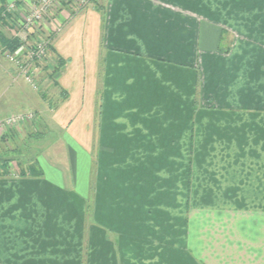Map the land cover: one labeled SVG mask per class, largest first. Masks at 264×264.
Listing matches in <instances>:
<instances>
[{
	"label": "crops",
	"instance_id": "obj_1",
	"mask_svg": "<svg viewBox=\"0 0 264 264\" xmlns=\"http://www.w3.org/2000/svg\"><path fill=\"white\" fill-rule=\"evenodd\" d=\"M58 20L53 121L94 188L72 192L65 143L55 180L2 167L0 264H264V0H101Z\"/></svg>",
	"mask_w": 264,
	"mask_h": 264
},
{
	"label": "rangeland",
	"instance_id": "obj_2",
	"mask_svg": "<svg viewBox=\"0 0 264 264\" xmlns=\"http://www.w3.org/2000/svg\"><path fill=\"white\" fill-rule=\"evenodd\" d=\"M32 1L33 0H18L17 2L14 1L7 4L0 3V6L2 7L6 5H15V7L8 11L14 19V22H12L14 28L22 27V23H24L26 15L29 13L30 9H32ZM245 1L247 2L249 0ZM63 10L64 9H62V11ZM54 12H56L54 17H51L54 22L48 21L47 18L46 22L40 21L36 26V30L34 31L35 33L29 35V37L25 34V32L28 31L25 28L24 35L16 38L19 45L14 51L11 52L10 49L3 46L0 40V115L6 116L4 118H0V120L7 119L9 117L21 116L23 113H32L34 115L33 117L30 116L31 114H28L29 116H27V118L24 116L25 119L10 128H0V169L3 167L2 163L7 162V160L4 159L8 158L10 162H8L5 166L7 167V171H9V174L12 177H20L22 175H20L19 170H17L18 165L24 166L25 163L35 164L36 167L40 169L38 165L40 164L44 169L47 178L55 180L52 172L54 169L57 171L58 167L54 165L56 163L53 160H56L57 156H64L66 150L65 144H68L74 147L78 153L77 185L72 188V192L84 198H89L90 186L92 185V188H94L95 183V164L92 168V156L88 154L87 150L84 149L81 144L80 146L77 142L73 141V138H69L71 136L67 132L58 130L53 121V118L56 116V111L59 109V103H61L64 98L62 96L63 90L60 87V81H58L57 75H53V71L58 65L59 60L58 58L55 59L54 55L49 51L47 57H45V61L39 63V61H35L36 59H34V57H29L31 53H29L26 45L27 42L34 44L38 35H40L43 31L49 32L50 23L56 24V28H60L61 30L62 21L58 20V16L61 13L58 14L57 10ZM53 14L54 13H52V15ZM10 33L11 32L3 31L0 34L9 40H14V38L11 37L12 33ZM12 36L15 37L16 35L12 34ZM50 37L53 39V36ZM47 39L49 38L47 37ZM49 41L51 45L52 40L49 39ZM20 50L22 51L19 52ZM6 54L15 56V58L18 59L13 63L4 57ZM26 55L31 59V61L26 59ZM60 60L63 63L61 68L58 66L61 69V73V71L64 70L63 67L65 65L61 58ZM86 61L88 62L90 59H86ZM25 62H29L30 65L29 68L28 63L26 64L30 72L27 74V77L33 80L32 84L26 80L25 76L20 75V65ZM33 63L36 64V68L31 70ZM76 64L79 67L80 60H77ZM88 66L90 69V65L86 63V67ZM86 71L88 73L90 72L88 70ZM86 76L88 77L89 74H86ZM74 86L75 83L69 91L70 93L72 92L71 97L72 95L75 97L74 94L76 95L80 92V90L77 92L74 89ZM41 95H44V102ZM73 102L75 103L77 100L74 99ZM31 104L33 105V108L30 107ZM40 105L45 108L43 113H40L38 109H34L36 106L40 108ZM17 110L28 111L14 114ZM96 119L95 113L94 120L96 121ZM64 158L67 159L66 156ZM91 169H93L92 179L90 177ZM28 176L30 175L28 174ZM84 221L86 222V225L90 223L89 209H87ZM83 229L85 230V225ZM84 245L86 246L85 240ZM85 253L86 248L84 255Z\"/></svg>",
	"mask_w": 264,
	"mask_h": 264
},
{
	"label": "built area",
	"instance_id": "obj_3",
	"mask_svg": "<svg viewBox=\"0 0 264 264\" xmlns=\"http://www.w3.org/2000/svg\"><path fill=\"white\" fill-rule=\"evenodd\" d=\"M100 1L101 0H33L32 9H30L29 13L26 15V19L24 20V23H22L21 28L13 27L12 22H14V19L13 17H11V13H8V11L15 7V5H6L4 7L0 6V33L3 31L11 32L13 35H16L15 37H13L10 33L11 37L16 40L17 37H22L24 35V29L26 28V30L28 31L25 32V34L29 37V35L35 33L34 31L36 30V26L40 21L46 22L47 18L48 21L54 22L51 17H54L56 13L54 12L55 10H57L58 14H60L62 12V9L64 8L69 9V12L71 13H78L89 4H96ZM52 13L54 14L52 15ZM59 30L60 28H56V24L50 23L49 32L43 31L42 33H40V35H38V37L36 38L34 44L27 42L26 45L28 47V51L29 53H31L29 57H34V59H36L35 61H39V63L45 61V57H47L49 53L50 46V41L49 39H47V37L49 38L50 36H53L54 34L58 33ZM21 51L22 50H20L19 52ZM9 55L6 54L4 57L13 63L16 62L18 58L16 59L15 56ZM26 57V59H29L31 61V59L27 55ZM27 63L30 68L29 62L22 63L19 68L22 73H20V75L25 76L26 80L32 84L33 80L27 77V74L30 73L29 68L26 65ZM33 68H36V64L34 63L31 70ZM28 114H31L30 116L34 117L32 113H23L21 116L9 117L7 119L0 120V128H10L15 124L20 123L23 119L27 118V116H29Z\"/></svg>",
	"mask_w": 264,
	"mask_h": 264
},
{
	"label": "trees",
	"instance_id": "obj_4",
	"mask_svg": "<svg viewBox=\"0 0 264 264\" xmlns=\"http://www.w3.org/2000/svg\"><path fill=\"white\" fill-rule=\"evenodd\" d=\"M49 39L52 40V37H49ZM0 40H1V44L3 46L7 47L8 49H10L11 52L14 51L15 49H17V47L19 45V42L18 41H16V40H9V39L3 37L1 34H0ZM224 43H225L224 39L221 38V40H220V45L221 46H220V49L219 50H221L222 52H227L228 50H227V47L226 46H225V49H223ZM49 51L52 53V47H51V45L49 46ZM58 60H59V63L55 67V69L53 71V75H58L60 73V70H61L60 68H61V65L63 63H62V61L59 58H58ZM4 160H7V162H3L2 163V165L4 167L3 170H5L7 168L5 166L7 165L8 162H10L8 160V158L7 159H4ZM17 170H19V172H20L19 174L22 175V176L29 174L30 176H33V177H41L43 175L42 171L40 169H38V167H36L35 164H26L25 163L24 166L18 165V169Z\"/></svg>",
	"mask_w": 264,
	"mask_h": 264
}]
</instances>
